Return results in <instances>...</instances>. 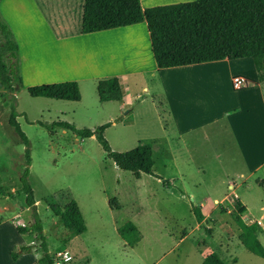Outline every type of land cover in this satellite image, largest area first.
Segmentation results:
<instances>
[{"label": "rangeland", "instance_id": "374dc122", "mask_svg": "<svg viewBox=\"0 0 264 264\" xmlns=\"http://www.w3.org/2000/svg\"><path fill=\"white\" fill-rule=\"evenodd\" d=\"M83 1L38 0L52 17L49 18L54 28L62 21L71 29L80 25ZM68 46L64 44L52 50L47 45L37 68L63 65L65 75H79V61L87 62V58L74 55ZM247 60L254 69L252 58ZM27 69L21 56L19 73L24 87H15V98L7 99L4 116L9 119L16 109L17 121L28 144L11 124L4 127L8 141L0 143V207L5 206V211L0 212L5 231L0 238V264H39L36 254L41 256L37 250L40 241L35 235L16 229L34 222L26 195L18 191L27 165L26 149L31 157L30 181L35 190L37 213L55 263L59 260L57 264H200L214 252L225 264H264L263 257L242 243V231L233 216L239 212L246 223L259 222L263 228L259 238L264 246V167L251 173L250 166H245L226 134L222 142L202 147V154L194 155L192 164H183L177 176L180 178L171 182L161 174L160 168L154 174L143 173L141 178L119 168L95 136L82 138L69 129L47 127L65 121L78 129H94L111 122L105 137L118 152L150 144L152 137L161 139L166 116L159 117L161 102L154 98L155 90L162 89L164 82L158 73L145 74L148 91L140 90L136 82L130 81L127 94L141 93V96L135 104L120 111L114 102L101 103L98 82L91 80L77 81L81 88L79 101L34 97L27 89ZM257 124L251 130L256 137L260 135ZM214 137L211 136L213 140ZM192 151L199 153L198 148ZM262 157L257 156V160ZM231 184L235 189L232 190ZM226 195L234 198L232 205L230 199L224 198ZM46 198H52L62 207L75 199L81 205L86 232L73 237ZM216 198L222 200L219 206L201 228H196L194 206H199L203 199L213 203ZM14 215L18 216L11 218ZM127 221L136 224L144 235L143 241L135 245L125 243L117 230ZM27 244L33 250L21 252L20 247ZM65 248L74 257L70 262H63L58 256Z\"/></svg>", "mask_w": 264, "mask_h": 264}, {"label": "crops", "instance_id": "0c3cea01", "mask_svg": "<svg viewBox=\"0 0 264 264\" xmlns=\"http://www.w3.org/2000/svg\"><path fill=\"white\" fill-rule=\"evenodd\" d=\"M185 1L193 0H141V5L146 8ZM83 4L84 1L81 5V19ZM0 10L19 41L21 56L28 67L27 87L68 80L78 82L91 80L97 83L100 79L117 76L123 88V99L101 103L114 102L117 109L123 111L135 104L141 96V93L127 94L126 86L130 81L136 82L140 90L148 91L145 74L158 73L164 82L167 80V84L161 80L162 89L159 87L160 90H155L154 94V98L161 102V107L158 106L159 117L166 116L164 134L161 139L152 137L150 145L155 161L154 171H157V168L162 169L161 174L168 176L169 181H177L180 178L177 176L182 170L181 166L185 163L192 164L193 156H200L204 146L222 142L224 134L229 139V144H232L231 146L241 155L245 166H250L251 173L264 167V79H260L255 65L253 69L247 58H225L159 68L153 52H150L151 40L145 21L92 33H81V19L77 28L71 29L62 21L54 28L51 23L52 17L47 15L48 11L43 9L38 0H1ZM64 44L69 45L74 55L77 53L87 58V62L79 61V75L73 73L65 75L63 65L48 69L37 68L40 66L39 59L46 53L47 45L54 50ZM234 76L247 78L248 84L241 89H235L232 82ZM5 114L6 111L0 117L1 144L8 141L4 127L10 123ZM256 122L260 128L258 137L251 131ZM212 135L215 136L214 140L211 138ZM192 148H198L199 153L195 154ZM259 155L263 157L257 160ZM230 187L232 190L235 189L233 184ZM224 198L230 199L227 195ZM233 199H230V205L234 202ZM221 201L216 198L212 203L209 199H203L199 206H194L201 207L204 214V219L196 224V228H201ZM244 207L245 204L243 209ZM3 211L5 206L0 207V212ZM16 216L18 215L11 218ZM4 233L3 222H0V238ZM187 236L188 233L185 237ZM143 240L142 234L140 242ZM125 243L127 244L126 241ZM27 246L30 244L22 245L20 251L24 252L23 248ZM64 251L72 258L62 261H72L74 257L70 251L67 248ZM36 258L39 259L37 254ZM57 263L59 260H56L55 264Z\"/></svg>", "mask_w": 264, "mask_h": 264}, {"label": "trees", "instance_id": "16d2710c", "mask_svg": "<svg viewBox=\"0 0 264 264\" xmlns=\"http://www.w3.org/2000/svg\"><path fill=\"white\" fill-rule=\"evenodd\" d=\"M1 1V0H0ZM145 21L151 40V49L159 68H168L194 63L217 61L225 58H252L260 79H264V0H193L162 4L143 8L141 0H85L82 10L81 33H92ZM21 50L19 41L0 10V116L7 110L9 97L15 98L16 86L24 87L19 73ZM34 97L61 100H81L80 85L75 80L39 84L27 87ZM102 102L121 101L123 88L117 76L101 79L97 84ZM9 123L27 145L28 138L17 121L14 108ZM111 122L94 129H78L71 123L56 121L47 127L69 129L82 138L95 136L116 165L132 172L137 178L142 173L154 174V158L150 144L118 152L112 149L105 137ZM27 165L21 175L19 192L26 195V205L32 210L34 222L20 226V233L29 232L40 241L37 250L39 264H55L49 250L44 228L37 213L35 190L30 181L31 157L25 150ZM46 202L53 213L72 231L73 236L83 234L87 225L78 202L70 200L64 207L52 198ZM196 219L201 222L204 214L201 207L193 208ZM241 229L242 243L253 253L264 258V246L259 238L263 228L259 222L246 223L239 212L233 214ZM118 233L128 245H135L141 232L132 221L118 228ZM33 246L23 248L32 250ZM200 264H225L217 253H210Z\"/></svg>", "mask_w": 264, "mask_h": 264}, {"label": "built area", "instance_id": "2783aa9c", "mask_svg": "<svg viewBox=\"0 0 264 264\" xmlns=\"http://www.w3.org/2000/svg\"><path fill=\"white\" fill-rule=\"evenodd\" d=\"M232 82H233V86L235 89H241L248 84L247 78H245L243 76H234L232 78ZM58 256H59V258H62L63 261H68L72 258V256L66 251L60 252L58 254Z\"/></svg>", "mask_w": 264, "mask_h": 264}]
</instances>
